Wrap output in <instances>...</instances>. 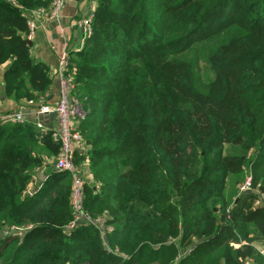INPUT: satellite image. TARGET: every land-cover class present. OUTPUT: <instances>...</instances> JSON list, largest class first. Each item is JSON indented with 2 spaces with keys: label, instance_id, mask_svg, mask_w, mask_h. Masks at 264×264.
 I'll return each instance as SVG.
<instances>
[{
  "label": "trees",
  "instance_id": "1",
  "mask_svg": "<svg viewBox=\"0 0 264 264\" xmlns=\"http://www.w3.org/2000/svg\"><path fill=\"white\" fill-rule=\"evenodd\" d=\"M14 1L0 0L4 95L39 106L52 78L27 15L53 0ZM65 75L82 211L101 227L64 232L72 180L53 132L0 125V264H264V0H98Z\"/></svg>",
  "mask_w": 264,
  "mask_h": 264
},
{
  "label": "built area",
  "instance_id": "2",
  "mask_svg": "<svg viewBox=\"0 0 264 264\" xmlns=\"http://www.w3.org/2000/svg\"><path fill=\"white\" fill-rule=\"evenodd\" d=\"M12 5H15L14 0H6ZM62 7V0H53L51 6L44 10L30 12L27 15V27L28 34L27 40H30L34 31L37 28V21L40 18H55ZM93 13V12H92ZM92 13L87 17L80 20L78 23L83 28V39H85L91 30ZM84 41V40H83ZM69 55H63L58 60L57 65V101L53 105H49L47 102L40 104L39 106H32V102L28 103L32 107L33 114L36 116L34 121L35 126L41 131L51 130L53 140H57L60 143V153L55 160L54 170L56 172H66L70 174L72 184L70 192V205L73 211V221L65 227L64 232L69 234L70 232L78 229L81 226H87L89 224H98L101 227L100 219L93 220L86 213L82 211L83 203V184L82 175H80V168L74 164V156L76 151H82L84 149V141L77 130L78 119L83 116V111L80 104L72 95L73 86L71 82L66 78L65 72L67 71ZM26 111L18 109L16 111L0 114V125L5 124H24L27 122L25 117ZM46 115L49 117L53 115L56 120V126L51 128L48 125L42 123L38 117ZM251 179L249 176L245 178L243 183L239 186V193L250 191ZM264 205V195L260 196V199L255 202L256 206Z\"/></svg>",
  "mask_w": 264,
  "mask_h": 264
},
{
  "label": "crops",
  "instance_id": "3",
  "mask_svg": "<svg viewBox=\"0 0 264 264\" xmlns=\"http://www.w3.org/2000/svg\"><path fill=\"white\" fill-rule=\"evenodd\" d=\"M97 4L98 0H62V7L55 18H40L37 21V28L29 40L30 54L34 61L44 64L49 69L52 78V90L47 100L49 105L57 101L58 60L61 56L65 54L70 56L81 48L84 32L78 22L92 13ZM6 67L5 64L0 65V114L23 109L26 111V120L34 122L36 116L33 114L32 107L18 106L5 97L3 76ZM46 121L49 127L56 126L53 115L46 117ZM44 177L45 170L38 174V182H41ZM255 248L261 253L264 252V241H258Z\"/></svg>",
  "mask_w": 264,
  "mask_h": 264
},
{
  "label": "rangeland",
  "instance_id": "4",
  "mask_svg": "<svg viewBox=\"0 0 264 264\" xmlns=\"http://www.w3.org/2000/svg\"><path fill=\"white\" fill-rule=\"evenodd\" d=\"M27 122H32V121L28 120ZM37 129H38V128H37ZM38 130H39V129H38ZM40 131H41V130H40ZM45 169H46V168H45ZM45 169H42V170L36 172V178H37V181H38V174H39L41 171H44ZM79 170H80V175H82L81 177H82L83 181H84V182H87L89 176L87 175V173H86L82 168H80ZM263 195H264V193L261 194V196H263ZM262 205H263V204H262ZM263 206H264V205H263ZM108 230H110V229L108 228ZM256 244H257V242L254 243V246H256ZM262 253L264 254L263 251H262Z\"/></svg>",
  "mask_w": 264,
  "mask_h": 264
},
{
  "label": "water",
  "instance_id": "5",
  "mask_svg": "<svg viewBox=\"0 0 264 264\" xmlns=\"http://www.w3.org/2000/svg\"><path fill=\"white\" fill-rule=\"evenodd\" d=\"M28 44H29V47H30L31 46V43L29 41H28ZM39 120H42L43 121L42 123L46 124L47 123V121H46V115L39 116Z\"/></svg>",
  "mask_w": 264,
  "mask_h": 264
}]
</instances>
